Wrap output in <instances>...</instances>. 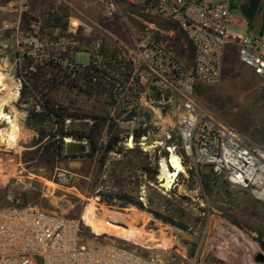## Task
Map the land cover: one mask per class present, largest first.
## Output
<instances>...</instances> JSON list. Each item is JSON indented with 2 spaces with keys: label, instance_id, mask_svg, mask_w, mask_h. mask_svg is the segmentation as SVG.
<instances>
[{
  "label": "rangeland",
  "instance_id": "374dc122",
  "mask_svg": "<svg viewBox=\"0 0 264 264\" xmlns=\"http://www.w3.org/2000/svg\"><path fill=\"white\" fill-rule=\"evenodd\" d=\"M6 1L0 0V5ZM239 1L246 0L235 3ZM29 6L24 24L34 20L43 40L73 37L86 46L99 42L101 53L114 52L115 43L103 29L124 38L127 30L142 35L149 28L179 60H191L190 47L176 25L121 0H30ZM72 22L97 24L102 30L83 35L77 29L72 36ZM252 24H260V14ZM228 30L238 32L233 26ZM74 59L86 62L84 55ZM47 73L54 82H32L30 77L19 102L14 105L11 97L3 106L14 114L25 101L33 106L42 100L51 113L43 121L27 118L16 128H5L8 145L15 141L16 152L0 141V207L32 204L66 215L81 222L86 242L113 240L160 256L164 264H264L254 260L258 253L264 257V204L247 190L230 186L203 167L185 169L170 189L161 186L160 166L168 160L167 147L174 145L179 151L173 91L165 90L166 98L172 99L169 103L166 98L163 103L161 90H155L151 109L124 115L99 94L100 85L85 88L91 94L81 96L80 75L67 80L56 67L39 68L33 75L42 78ZM51 86L58 88L57 106L52 108L46 95ZM10 89L11 82L9 95ZM195 94L222 123L264 148V82L239 62L234 46L226 47L218 81L197 83ZM43 111L48 110L35 113ZM132 117L142 118L131 122ZM139 128L147 133L134 142L132 132ZM62 131L91 137L96 149L90 150L88 139H61ZM111 136L119 139L117 152L104 153ZM130 138L132 146L127 144Z\"/></svg>",
  "mask_w": 264,
  "mask_h": 264
},
{
  "label": "built area",
  "instance_id": "2783aa9c",
  "mask_svg": "<svg viewBox=\"0 0 264 264\" xmlns=\"http://www.w3.org/2000/svg\"><path fill=\"white\" fill-rule=\"evenodd\" d=\"M121 1L176 25L190 47V62L179 60L160 38L121 44L120 52L114 56L103 55L99 42L86 46L73 37L43 40L34 20L27 25L23 21L30 14V0H7L0 5V36L6 35L12 44H0V72L8 86L11 82L10 93L16 99L13 104L19 102L28 78L39 68L56 67L67 80L80 75L92 85H104L111 79L108 63L129 64L130 80L111 81L114 91L106 99L129 115L138 106L140 85L135 82L136 77L149 80L161 90L163 103L165 90L173 91L177 96L174 128L179 151L174 145L168 146L169 155L174 153L184 169L206 168L213 176L247 190L264 204V148L222 123L195 94L197 83L218 81L228 45L236 48L239 62L264 82V0H260L255 14H260L258 26L252 24L255 16L248 20L240 11L248 6V0L237 4L235 0ZM229 26L238 32H229ZM95 28L100 26L72 22L69 30L72 36L77 29L83 35H92ZM79 53L86 55V63L75 61ZM153 94H146L147 111L155 102ZM166 99L168 103L172 101L170 97ZM37 102L28 106L25 101L14 114L2 107V114L7 113L18 126L25 123L30 111L47 109L42 100ZM10 126L4 116L0 118V141L15 152L4 132ZM0 264H164V260L109 239L86 242L79 220L37 205L11 204L0 207Z\"/></svg>",
  "mask_w": 264,
  "mask_h": 264
},
{
  "label": "crops",
  "instance_id": "0c3cea01",
  "mask_svg": "<svg viewBox=\"0 0 264 264\" xmlns=\"http://www.w3.org/2000/svg\"><path fill=\"white\" fill-rule=\"evenodd\" d=\"M158 19V18H157ZM147 26L151 27L153 25L150 26V24L147 23ZM155 27V26H153ZM127 29H131L129 27H127ZM149 29V28H148ZM146 30L145 33H143L142 35L137 34L135 31L132 30H127L128 32H126V36L124 38H117L115 36H113V34H111L110 32H108L106 29H101L100 27V31L102 30L105 34L107 39H109L110 41L115 43V47L116 49L114 50V52L110 51V52H103V55L106 56H114L116 54H118L121 50V44H126V45H130L131 42H133V40L138 41L141 39H147V38H152V39H159V38H154L153 37V30ZM152 29V28H151ZM155 30H157L159 32V30L155 27ZM1 43H9L12 44V41L10 38H8L6 35L0 36V44ZM79 55H84V54H80ZM87 61V57L86 55H84ZM7 61H4V63H6ZM86 63V62H84ZM107 71H108V75L111 77V79L109 81L106 82V84H100V88L103 90L101 93H99L101 96H103L104 98H106L111 92L114 91V84L112 82L117 81V80H121L123 82H127L130 80V75H131V67L129 64H120L118 62H111L108 63L107 65ZM31 81H37V80H44L45 84L46 82L50 81V82H54L55 78L52 74L48 73L46 74V76L44 75L42 78L39 76L33 75L31 76ZM112 81V82H111ZM135 82L139 83L140 85V94L139 99L137 97L136 100V104L137 109L136 112L134 114L139 115V112L144 113L147 111V107H146V103H145V98H146V94H148L149 92L154 93L155 90L158 91V88H154V86L151 84V82L143 77H136L135 78ZM57 85H59L58 80H56ZM79 85L81 86V89H78V91L80 92L81 96H88V94H91L89 92L84 91L85 88L89 87V86H94L93 88H97L98 85H92L90 83H88L85 78H83L82 76L79 78ZM64 87H67V89H69V85H65ZM56 88V87H55ZM58 89V88H57ZM53 88V86H51V89H47L46 90V95L47 98H51V103L48 102V105L52 107H56L57 106V100L54 99L55 95L54 93H56L55 91L57 90ZM69 92V91H68ZM70 93V92H69ZM99 95V96H100ZM71 96V94H70ZM80 96V97H81ZM66 102H63V105ZM48 107V106H47ZM49 108V107H48ZM139 120L141 118H137V117H133V119ZM71 118H66V122L70 123ZM83 121H87L86 119H84Z\"/></svg>",
  "mask_w": 264,
  "mask_h": 264
},
{
  "label": "bare ground",
  "instance_id": "6f19581e",
  "mask_svg": "<svg viewBox=\"0 0 264 264\" xmlns=\"http://www.w3.org/2000/svg\"><path fill=\"white\" fill-rule=\"evenodd\" d=\"M8 84L6 81L5 76H3L0 72V118H3V116L7 119L8 122L11 124V128H16V124L14 122V119H12L8 114H2L1 108L4 105H7V102L10 100V98H15V95H9L8 93ZM16 139V136H15ZM15 141H13L11 144L13 145ZM128 146H132V140L131 138L128 141ZM10 145V146H12ZM16 152V150H15ZM180 173H185L184 167L180 164L178 157L171 153L168 156V160L163 161L162 165L160 166V174H159V181L161 182V186L165 189H170L172 185L175 182L176 177Z\"/></svg>",
  "mask_w": 264,
  "mask_h": 264
},
{
  "label": "trees",
  "instance_id": "16d2710c",
  "mask_svg": "<svg viewBox=\"0 0 264 264\" xmlns=\"http://www.w3.org/2000/svg\"><path fill=\"white\" fill-rule=\"evenodd\" d=\"M47 110L48 111H43L41 113H31L29 115L28 119L30 120L31 118H33V119L34 118H39L40 121H43L44 118L47 117V116H49L50 115L49 113H51L50 112L51 111L50 108L47 107ZM53 115L57 116V114H54V113H53ZM67 117L69 118L70 116H67ZM146 133H147V129H145V128H139L137 130H134L132 132L133 141L134 142H137V140L140 139L142 136H144ZM68 137H70V138H72L74 140H78V141H80L82 139H88L89 142H90V150L92 152H94V150L96 149L95 148V144L93 142H91L92 141V138L91 137L87 138L82 133L72 132V131H62L61 132V139L62 138H68ZM118 142H119L118 137L111 136L109 138V140L107 141L106 145L103 147L104 153L117 152L116 145H117Z\"/></svg>",
  "mask_w": 264,
  "mask_h": 264
},
{
  "label": "water",
  "instance_id": "95a60500",
  "mask_svg": "<svg viewBox=\"0 0 264 264\" xmlns=\"http://www.w3.org/2000/svg\"><path fill=\"white\" fill-rule=\"evenodd\" d=\"M260 0H248V6H243L241 7L240 11L241 13L248 19V20H253L258 5H259ZM254 260L256 262H263L264 261V257L261 254H256L254 256Z\"/></svg>",
  "mask_w": 264,
  "mask_h": 264
}]
</instances>
